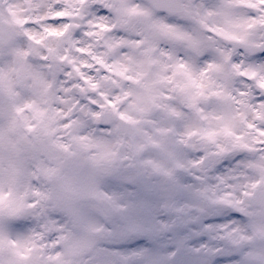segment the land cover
Here are the masks:
<instances>
[{"label": "clouds", "instance_id": "9594fccd", "mask_svg": "<svg viewBox=\"0 0 264 264\" xmlns=\"http://www.w3.org/2000/svg\"><path fill=\"white\" fill-rule=\"evenodd\" d=\"M252 2L0 0L23 21L0 31V264H264Z\"/></svg>", "mask_w": 264, "mask_h": 264}, {"label": "snow or ice", "instance_id": "6c2138e0", "mask_svg": "<svg viewBox=\"0 0 264 264\" xmlns=\"http://www.w3.org/2000/svg\"><path fill=\"white\" fill-rule=\"evenodd\" d=\"M245 2H247L249 4L250 7L252 8H256L257 5L256 3H253L252 0H245ZM259 4L264 7V0H259ZM57 16H64L66 15V13L64 12H58L56 13ZM23 23V21H21L18 16L16 14H12L10 15V18H8L7 20H2L0 21V31H3L5 29H7V31L9 33H11L12 31H14L16 25ZM230 39H243V37H236V36H229ZM81 51H84V49H81ZM101 63H103V61H101ZM181 67H183V65H181ZM252 75L254 76L255 73H252ZM93 87H95V85H93ZM200 87H203V85H200ZM260 87L264 88V80H261L260 82ZM199 95H203V93H200ZM197 101L196 97L192 98V106H195V103ZM262 106H264V102H262ZM258 115H262L264 116V114H259ZM249 128H255L256 126L254 124H249L248 125ZM158 131L164 135L166 134L168 131H170V129H158ZM259 132L262 136H264V129H259ZM151 146L154 148H159V149H164V145L161 142H158L156 140H152L151 142ZM149 145L148 144H142V145H138L136 147V151L137 153L143 152L146 148H148ZM243 148H250L251 146L248 144H244L242 145ZM145 163L150 164L153 168V170L158 173V174H162L165 176H171L172 175V171L170 169H168L164 163L162 162H156L153 160H148ZM258 170L261 173V176L264 177V164H259L257 165ZM264 183V179L262 180H257L254 183L251 184L252 189H257L258 186L260 184ZM201 196L205 195V192H200L199 193ZM246 196H253L255 195V192H246L245 193ZM220 202L225 203V204H229L231 205L233 203L232 200H228L225 197H221L220 198ZM199 219V218H196ZM213 227H219L221 229H225L227 228L226 224H221V225H212V224H208L205 225V231H209L211 230ZM258 233L261 235H264V227H260L258 228ZM203 234V233H200ZM223 238V237H221ZM11 245L13 246L14 249V254L19 256V257H26L28 255V252H31L33 250V248L35 247L34 245L30 244L28 241L23 242V244L18 243L17 241H11L10 242ZM206 247V245H205ZM21 249H27V251H23ZM176 253H172L173 256H175ZM59 253H57L56 257H49V259H57L59 258ZM113 255H119L123 261V264H128V261L130 259V257L128 256H124L121 253H108L106 250L101 249L97 252V257H98V261L99 264H114V262L111 260V256ZM133 255H139L138 253H133ZM198 264H208L207 261H200L198 262Z\"/></svg>", "mask_w": 264, "mask_h": 264}, {"label": "rangeland", "instance_id": "374dc122", "mask_svg": "<svg viewBox=\"0 0 264 264\" xmlns=\"http://www.w3.org/2000/svg\"><path fill=\"white\" fill-rule=\"evenodd\" d=\"M12 14H16V15H17V13H16L15 10H13V11L10 13V15H12ZM0 18L3 19V20H7V19H8V18H6V17L3 15V13H0Z\"/></svg>", "mask_w": 264, "mask_h": 264}]
</instances>
